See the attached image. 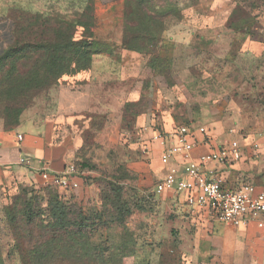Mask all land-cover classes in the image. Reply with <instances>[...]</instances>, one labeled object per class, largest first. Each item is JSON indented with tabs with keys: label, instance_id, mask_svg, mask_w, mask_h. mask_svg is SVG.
Segmentation results:
<instances>
[{
	"label": "rangeland",
	"instance_id": "1",
	"mask_svg": "<svg viewBox=\"0 0 264 264\" xmlns=\"http://www.w3.org/2000/svg\"><path fill=\"white\" fill-rule=\"evenodd\" d=\"M72 2L75 22L54 5L40 15L13 12L15 39L0 56V121L13 126L24 106L55 88L59 97L41 100L43 112L70 139L71 177L94 187L78 189L72 180L15 185L0 224V264H211L194 253L193 231L182 232L179 215L144 191L132 149L99 142L112 120L87 109L86 93L98 88L81 74L105 39L110 50H128L144 63L152 94L140 106L157 116L166 111L176 124L215 127L226 105L232 113L243 105L239 81L264 76V52L246 50L250 41L264 44V0H62ZM211 75L233 83L214 84ZM257 100L264 102V90Z\"/></svg>",
	"mask_w": 264,
	"mask_h": 264
},
{
	"label": "crops",
	"instance_id": "2",
	"mask_svg": "<svg viewBox=\"0 0 264 264\" xmlns=\"http://www.w3.org/2000/svg\"><path fill=\"white\" fill-rule=\"evenodd\" d=\"M52 5L60 15H67L66 21L76 20L73 2L64 6L62 0H0V55L15 39L14 11L38 15L44 14ZM68 14L72 16L68 17ZM76 33L80 38L86 37V28L81 27ZM102 42L104 47L93 54L88 69L81 74L87 85L98 88L97 94L86 93L89 102L87 109L92 110L93 114L107 115L112 120L111 123L106 121L100 128L99 142L104 146H111L108 142H115L116 146L132 149L130 158L144 191L154 193L155 199L166 210L179 215L184 226L182 232L193 231L189 238L192 239L197 257L209 259L211 264H264V215L259 221L233 227L208 217L203 210L196 214L189 213L187 207L178 201L182 197L171 191L156 192V185L165 177L168 167L171 164L181 165L185 159L177 155L169 165L164 164L161 160L162 147L152 136L156 130L170 133L182 124L174 123L166 111L157 116L148 105H139L150 100L152 94V89L148 88L150 80L145 75L144 63L140 62L137 54L123 49L110 50L108 41L102 39ZM246 50L260 56L264 52V44L250 41ZM75 77V74L67 75V86L74 83ZM211 79L214 84L218 82L221 86L233 83L227 76L221 78L223 83L217 80V76L211 75ZM263 82V75L239 81L238 92L243 105L237 107L234 113L226 105L224 122L218 120L215 127L204 125L211 133L209 138L199 131L192 136L193 140H201L192 151V157L196 159L230 140L238 139L244 145L243 156L239 161L220 166L227 185L232 188L243 181L264 186V102L257 100L259 92L262 94L264 90V85L261 86ZM146 87L149 92L145 90ZM51 89V95L45 98L39 96L34 104L24 106L18 122L13 126L6 127L0 121V224L11 202L15 185L43 184L45 181L41 173L44 168L48 167L55 173L64 171L67 166L70 139L60 138L54 130L53 120L46 118L43 112L46 106L41 100L59 97H53V90L56 89ZM230 89L224 87L223 94H232ZM168 94H171V89H168ZM74 98V93L69 95L67 91V99H72V106ZM191 125L199 127L203 124ZM110 135H117L116 139H109ZM254 143H258L259 148L255 149ZM145 145L150 148L148 154L142 151ZM72 184L78 189L83 185L88 191L94 187L85 184L79 177H72Z\"/></svg>",
	"mask_w": 264,
	"mask_h": 264
},
{
	"label": "built area",
	"instance_id": "3",
	"mask_svg": "<svg viewBox=\"0 0 264 264\" xmlns=\"http://www.w3.org/2000/svg\"><path fill=\"white\" fill-rule=\"evenodd\" d=\"M205 136L211 135L209 129L202 125L194 127L182 124L172 132L156 130L152 139L162 147L161 160L169 165L177 155L185 162L181 165L171 164L156 185V192L171 191L182 198L178 201L185 205L189 213L205 211L208 217L233 227H241L252 221H259L264 215V186L243 181L237 187H229L220 166L231 165L241 159L244 145L238 139L227 141L199 158L192 157V151L201 142L192 139L195 132ZM22 138V135H19ZM253 147L259 148L258 143ZM144 154L150 153L145 145ZM72 167L66 166L64 171L53 173L50 168L43 169V180L49 184H66L72 180Z\"/></svg>",
	"mask_w": 264,
	"mask_h": 264
},
{
	"label": "trees",
	"instance_id": "4",
	"mask_svg": "<svg viewBox=\"0 0 264 264\" xmlns=\"http://www.w3.org/2000/svg\"><path fill=\"white\" fill-rule=\"evenodd\" d=\"M38 15H40V14H38ZM65 21H66V20H65ZM66 22H71V21H66ZM74 22H75V21H74ZM84 28H86V27H84ZM85 38H86V37H84V36H83L82 38H80V39H83V45L85 44L84 46H86V41H85L86 39H85ZM76 41H79V40H76ZM76 41H75L74 39H72V42L75 43ZM96 41H97V40L94 39V43H96ZM98 42H99V41H98ZM76 43H77V42H76ZM68 44H69V43H67V45H68ZM96 44H97V43H96ZM9 47H10V46H9ZM9 47H8V48H9ZM8 48H7V49H8ZM7 49H6V50H7ZM100 49H101V48H100ZM100 49H98V50H100ZM6 50H5V51H6ZM98 50H94L93 53H92L91 55L88 56V59H87V60H88V63H87L86 69H88V67H89V64H90V61H91V59H92L93 54H94L95 52H97ZM5 51H4V53H5ZM4 53H3V54H4ZM3 54H2V55H3ZM0 56H1V55H0Z\"/></svg>",
	"mask_w": 264,
	"mask_h": 264
}]
</instances>
